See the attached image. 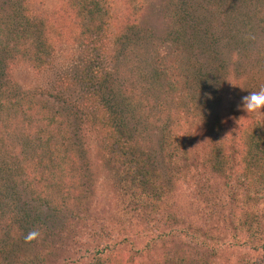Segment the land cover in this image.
Masks as SVG:
<instances>
[{"label": "trees", "instance_id": "trees-1", "mask_svg": "<svg viewBox=\"0 0 264 264\" xmlns=\"http://www.w3.org/2000/svg\"><path fill=\"white\" fill-rule=\"evenodd\" d=\"M127 1L0 0V264H264V122L210 97L264 86V0Z\"/></svg>", "mask_w": 264, "mask_h": 264}, {"label": "rangeland", "instance_id": "rangeland-1", "mask_svg": "<svg viewBox=\"0 0 264 264\" xmlns=\"http://www.w3.org/2000/svg\"><path fill=\"white\" fill-rule=\"evenodd\" d=\"M128 5L129 3L127 0H108L109 17L112 18V20L110 21L112 22V25L110 26L112 27V30L115 33H119L118 31L122 30L127 25L130 15L135 16V12H131L130 10L131 8L128 7ZM59 6L60 4H58L56 0H42V5H40L39 9H42L46 13L52 14L53 10H54L53 12L58 11ZM130 18H132V16ZM66 49L62 51L61 52L62 55H60V58L63 61V63L65 62L66 59L72 58L71 53L73 57L78 56V52L74 47L69 45V49L67 50ZM221 53L222 56H220V58L222 60H225L226 62H232V66H233L234 59H236L237 57L236 53L232 52V50L226 49L223 46L221 49ZM199 59L201 63L207 66V62L205 60H202V53L200 54ZM207 68L208 67H206L205 71H207ZM232 68H230L231 71L228 72L225 76L224 85L222 89H219L220 87L217 85L216 88L219 91L217 93H212L210 95L212 101L214 102L215 111L220 116L225 117L226 120L230 122L235 121L234 122L235 125L242 124L249 117H255V116L260 118L264 122V113L247 114L242 109V107H238V105H241V99H240L241 97L239 96V94L236 93L237 90L240 89L241 85L245 84V81L242 75H239V77L237 76V74L234 75L232 73L233 71ZM67 70L69 71V69ZM14 75L17 84L24 89L30 87L37 88L38 86H41L44 83V81L42 82L39 79V76H36L29 69L28 70L19 69L18 71H15ZM85 184L87 185V183ZM98 187H102L103 190H105L104 188H106V185L104 182H101V185H99ZM97 193L100 194L98 195L99 199L97 200L96 208H98L100 212L105 213L108 210V212L110 213L111 212L110 204L105 203V201H107L104 198V196H106L105 193H101V190L100 191L98 190ZM242 254L244 253L238 252V255H242ZM234 263H236L235 257H234Z\"/></svg>", "mask_w": 264, "mask_h": 264}, {"label": "clouds", "instance_id": "clouds-1", "mask_svg": "<svg viewBox=\"0 0 264 264\" xmlns=\"http://www.w3.org/2000/svg\"><path fill=\"white\" fill-rule=\"evenodd\" d=\"M242 109L247 114L264 113V86H261L258 91L249 92L241 98ZM41 237V232L38 229L31 230L25 235V243H30L33 240H38Z\"/></svg>", "mask_w": 264, "mask_h": 264}]
</instances>
